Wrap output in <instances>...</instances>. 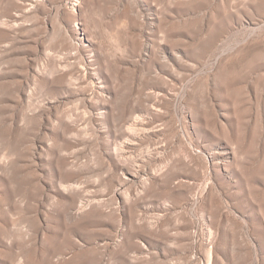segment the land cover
I'll list each match as a JSON object with an SVG mask.
<instances>
[{
  "label": "rangeland",
  "instance_id": "rangeland-1",
  "mask_svg": "<svg viewBox=\"0 0 264 264\" xmlns=\"http://www.w3.org/2000/svg\"><path fill=\"white\" fill-rule=\"evenodd\" d=\"M0 264H264V0H0Z\"/></svg>",
  "mask_w": 264,
  "mask_h": 264
},
{
  "label": "bare ground",
  "instance_id": "bare-ground-1",
  "mask_svg": "<svg viewBox=\"0 0 264 264\" xmlns=\"http://www.w3.org/2000/svg\"><path fill=\"white\" fill-rule=\"evenodd\" d=\"M121 188V187H120ZM121 190V189H120Z\"/></svg>",
  "mask_w": 264,
  "mask_h": 264
}]
</instances>
